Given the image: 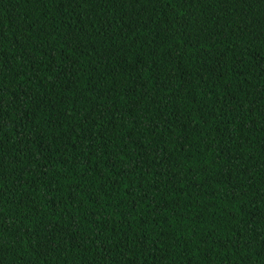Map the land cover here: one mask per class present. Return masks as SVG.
Returning <instances> with one entry per match:
<instances>
[{
	"label": "trees",
	"instance_id": "1",
	"mask_svg": "<svg viewBox=\"0 0 264 264\" xmlns=\"http://www.w3.org/2000/svg\"><path fill=\"white\" fill-rule=\"evenodd\" d=\"M0 264H264V0H0Z\"/></svg>",
	"mask_w": 264,
	"mask_h": 264
}]
</instances>
